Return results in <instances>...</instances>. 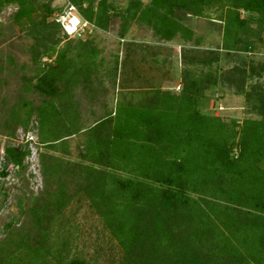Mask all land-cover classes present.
Segmentation results:
<instances>
[{"label": "trees", "instance_id": "trees-1", "mask_svg": "<svg viewBox=\"0 0 264 264\" xmlns=\"http://www.w3.org/2000/svg\"><path fill=\"white\" fill-rule=\"evenodd\" d=\"M147 1L127 0L121 9L108 0H67L97 30H107L118 18L119 36L136 22L149 27L157 41L177 40L178 93L155 89L142 100L103 111L83 131L79 157L86 164L40 155L41 193L29 196L26 205L18 199L19 214H27L22 223L10 220L2 226L0 264H89L66 260L67 236L51 241V225L61 224L67 205L81 200L116 242L118 264H264V88L257 83L246 88V80L259 78L263 69L242 62L222 71L218 65L220 53L229 60L253 51L254 42L264 39V0ZM8 5L16 7L12 22L24 25L33 42L28 51L38 67L28 84L40 99L10 107L3 129L11 136L17 127L23 133L34 128L38 145L66 153L64 139L81 130L73 88L79 87L90 105L105 93L93 86L95 52L89 42L80 41L54 53L61 29L46 22L53 12L49 5L39 4L36 10L31 0H0V13ZM208 9L224 11L208 22L218 28L220 41L202 48L201 38L182 21L205 17ZM39 50L55 54L51 65L37 63ZM137 69L134 81L141 82ZM220 87L251 102L258 117L230 127L202 113L203 93ZM99 105L104 109L103 102ZM2 153L1 178L9 174L8 167L18 173L25 169L26 145L6 146ZM2 189L0 184L4 198ZM20 251L26 263L16 257Z\"/></svg>", "mask_w": 264, "mask_h": 264}, {"label": "rangeland", "instance_id": "rangeland-1", "mask_svg": "<svg viewBox=\"0 0 264 264\" xmlns=\"http://www.w3.org/2000/svg\"><path fill=\"white\" fill-rule=\"evenodd\" d=\"M108 1L121 9L127 3V0ZM138 1L142 5L148 2L147 0ZM31 4L36 10L39 4H48L53 10L52 14L61 12L65 7L71 5L67 0H31ZM73 7L75 8V6ZM15 9L14 5H8L0 13V166L3 160L2 151L6 146L26 145L29 156L23 161L25 169L22 172H14L12 168L8 167L9 174L5 178L0 177L2 192L5 194L4 198L0 196V239L3 238L2 226L5 223L10 220L19 222L23 219L20 222L22 223L26 218L27 214L24 217L19 214L18 199L26 205L27 200H30L28 199L29 196L35 197L41 193L40 155L46 154L55 157L63 163L86 164L79 157L84 139V129L91 126L103 111L112 112L114 106L119 103L142 100L143 97L151 94L152 90L159 89L178 93L179 70L182 68L179 61L180 47L178 41L173 40L167 43L157 41L149 27L142 23L130 22L122 32V36H119L121 34V20L118 18L111 21L107 30L100 31L94 28L89 35L83 38H70L60 31L58 36L61 37V40L54 46V53L63 48L65 44H68L69 49H73L80 41L89 42V47L95 52L96 70L94 72L95 77L92 76L93 86L99 85L101 90H105V93L99 94L97 97L99 102L96 101L90 105L85 102L80 94L79 87L73 88V97L78 99L80 103L79 123L81 130L64 139L66 153L60 151L58 147L55 150H50L38 145L34 128L23 133L17 127L14 133L9 136L2 124L3 120L6 119V114L10 111V107L17 102L20 104L23 99L33 101L34 104H37L40 99L29 87L34 82L35 70L38 67L37 64L35 65L30 61L28 49L33 42L28 33L25 32L24 25L23 28H19L12 22V14ZM75 10L77 12L76 8ZM223 12L219 9H208L204 12L205 17H186L182 24L190 28L196 37L201 38L202 48L215 47L219 44L220 32L215 27L216 25L208 22L221 17ZM78 17L80 18L79 14ZM32 18L34 21L39 18L38 11L33 13ZM46 22H51L50 17L46 19ZM250 27L253 28V25ZM52 40L47 45L51 46ZM263 41L264 39L260 42H254L253 51L249 54L233 55L230 57L232 59L229 58V60L223 57V53H220L222 56L218 63L220 70L225 71L226 68L242 62L248 66L262 68L263 73L259 78L254 76L246 80V88L256 83L264 88ZM127 44L134 45L135 50L129 51ZM39 51L42 55L37 63L40 66L51 65L55 54L43 55V52ZM150 53L153 54L151 60H149ZM144 55H147L145 63L139 64L138 59H143ZM136 67L139 70V77L143 80L141 82L134 81L133 73ZM113 79L114 82L112 83ZM221 87L209 89L203 93L204 96L199 100V104L203 106L200 109L202 113L217 116L230 127L233 123L238 126L246 118L256 119L258 117L254 111L250 110L251 102L246 101L233 89H221ZM101 102L104 104V109L99 105ZM33 123L31 118L29 127ZM61 220V224L54 222L51 225V241L58 242L60 237L67 236L66 260L79 258L89 264H118L121 257L120 249L103 227L100 219L87 207L84 200L79 201V203L70 202L62 214ZM19 255L25 261L23 251L17 253L16 257ZM47 259L45 258L46 261ZM30 264H40V261Z\"/></svg>", "mask_w": 264, "mask_h": 264}, {"label": "built area", "instance_id": "built-area-1", "mask_svg": "<svg viewBox=\"0 0 264 264\" xmlns=\"http://www.w3.org/2000/svg\"><path fill=\"white\" fill-rule=\"evenodd\" d=\"M50 19L58 24L61 31L70 38H83L94 29L91 24L78 17L75 8L71 5L65 7L61 12L52 14Z\"/></svg>", "mask_w": 264, "mask_h": 264}]
</instances>
